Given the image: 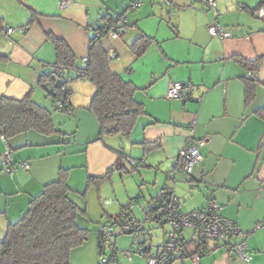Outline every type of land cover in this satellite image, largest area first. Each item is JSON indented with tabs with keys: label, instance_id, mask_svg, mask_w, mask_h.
<instances>
[{
	"label": "crops",
	"instance_id": "crops-1",
	"mask_svg": "<svg viewBox=\"0 0 264 264\" xmlns=\"http://www.w3.org/2000/svg\"><path fill=\"white\" fill-rule=\"evenodd\" d=\"M130 1L72 0L66 8L60 9L58 0H0V98L21 101L31 95L37 105L51 112L58 132L45 136L28 131L5 140L0 130V241L8 225L26 211L30 200L40 195L46 185L55 182L64 170L70 199L97 225L92 243L87 247L89 250L84 251L86 255L79 260L83 262L81 264H96L97 232L103 218L112 215L101 201L110 199L107 189H103L104 183L115 177L123 181L124 174L131 173L125 158L144 160L137 175L143 196L137 200L129 199L125 206L121 204L119 215L115 217L142 219L143 207L166 184L167 171L176 165L180 148L192 136L189 125L194 120L197 125L193 136L206 144L201 149V161L192 174H176V183L172 187L181 211L202 210L208 198L213 196L221 207V214L235 222L245 235L238 241L245 244L247 234L264 219V119L257 114L264 108V17L257 16L258 11H264V0H216L217 14L208 11L203 0H173L174 7L186 8L181 12H190L188 16L194 17L193 33L191 31L189 35L199 46L193 53L195 61L214 64L216 74L203 75L200 81H194L188 78V72L174 78L177 70L169 68L161 76L164 78L163 92L150 89L153 82L146 90L150 99L139 100L146 114L137 120L127 143L120 137L98 140V121L89 109L95 87L87 79L70 82V112L62 111L69 118L66 121L60 117L52 96L53 88L49 82L42 83L44 78L48 79L51 67L57 64L55 45L49 36L66 43L79 70L85 67L84 62L88 59L90 40L94 35L92 28L112 14L126 17V33L118 39H102L104 50L115 55L111 70L125 78L127 70L142 58L132 53L130 45L142 35L148 36L140 21L142 14L129 17L126 11L129 6L126 5ZM211 21L227 29L231 37L212 38L207 30ZM7 27L15 32L3 35ZM187 58L193 61L190 56ZM260 58L261 66L254 72L248 71L237 60L253 62ZM77 70L71 71V78L78 75ZM243 78L251 79L256 89L249 104L245 101ZM129 81L139 89L143 88L133 78ZM172 81L188 82L191 98L185 102L168 100L166 95ZM7 150L11 151L17 167L12 174L6 172L2 161V154ZM25 161L30 166L28 171L20 166ZM103 177L109 179L103 183L89 182L90 178ZM145 184L156 188L149 197L142 192ZM136 201L138 203L132 205ZM113 203L111 200L110 205ZM147 231L151 249L146 255L136 252L140 239L131 234H120L115 239L116 256L120 245L124 250L128 249L130 244L124 239L130 238L135 241L132 246H137L129 250L131 260L125 258L132 264H147V256L158 252L168 228L147 225ZM202 249L204 255L199 262L184 257L173 264H246L229 247L218 246L215 242L207 243ZM197 250L195 244L187 246L189 255Z\"/></svg>",
	"mask_w": 264,
	"mask_h": 264
},
{
	"label": "trees",
	"instance_id": "trees-1",
	"mask_svg": "<svg viewBox=\"0 0 264 264\" xmlns=\"http://www.w3.org/2000/svg\"><path fill=\"white\" fill-rule=\"evenodd\" d=\"M102 23L105 29L115 25L111 16L104 17ZM49 37L55 45V65L66 67L69 71L64 84H70L74 79H87L95 87L89 109L98 121V140L105 137L130 138L137 120L146 114L145 108L135 99L139 90L135 84L111 70V60L103 48L102 38L91 37L88 63L83 69L77 70V60L66 43ZM153 42L152 38L142 35L130 45V50L137 58H141ZM237 60L251 72L258 71L262 62L261 58L253 62ZM76 70L78 75L71 78V71ZM131 72V68L127 70V73ZM243 80L245 101L249 104L256 89L251 79ZM46 82L54 90L52 96L55 102L60 89L57 86L58 79L49 75L48 79L42 80L43 84ZM70 95L71 92L64 110L67 113ZM257 114L264 119V108L258 110ZM0 130L5 140L28 131H37L45 136L58 133L51 112L37 105L31 95L21 101L0 98ZM142 145L149 146L148 143ZM116 152L121 155L120 151ZM108 179L90 178L89 182L103 183ZM69 193L67 172L62 170L55 182L46 185L40 195L30 200L22 216L8 225L0 241V264H72V251L87 241L88 231L77 224L79 214L86 212L70 199Z\"/></svg>",
	"mask_w": 264,
	"mask_h": 264
},
{
	"label": "built area",
	"instance_id": "built-area-1",
	"mask_svg": "<svg viewBox=\"0 0 264 264\" xmlns=\"http://www.w3.org/2000/svg\"><path fill=\"white\" fill-rule=\"evenodd\" d=\"M72 0H58L60 9L66 8ZM208 11L215 14L218 12V4L216 0H203ZM166 6H173V0H165ZM143 4L142 0H135L129 5V10L134 11ZM258 17H264V11L257 12ZM114 26L105 29L103 23L96 24L92 30L94 36L111 39H118L126 33L127 20L124 16L117 14L111 15ZM208 33L212 38L228 39L231 33L219 25L216 21H211L208 25ZM21 31V30H20ZM15 32V29L7 27L3 35L9 36ZM110 60L115 58L113 53H109ZM88 59L85 60V66ZM68 69L60 65H53L48 75L58 79L57 86L60 88L58 97L55 99V105L61 111L66 110V101L71 92L70 84H64L68 75ZM192 90L185 83H171L167 91L168 100H179L182 102L191 98ZM69 111V110H68ZM70 112V111H69ZM197 121L190 123V131L192 136L180 148L177 155V163L171 167L166 174V184L158 189L153 200L143 207L142 219H136L131 216L115 218L111 221L102 223L99 226L98 248L102 262L100 264H118L116 261L115 239L120 234H131L140 239L141 242L137 246L136 252L140 255H146L150 251L149 235L147 225H153L157 228H168L166 238L158 252L154 255H148L147 264H173L177 260L189 257L193 262L197 263L204 255L202 249L209 242H215L218 246L229 247L231 252L242 259L246 264H250L251 256L248 247L243 242L245 235L240 231L235 222L225 218L221 214V207L213 196L207 200V205L202 210H196L189 213H183L180 209V201L175 194L173 184L176 183V174L181 172L191 175L194 167L201 161V149L205 146L204 140H196L193 136L196 129ZM4 169L7 173L12 174L16 171V165L12 160L11 151L7 150L2 154ZM128 166L137 168L144 165V160H135L125 158ZM20 166L28 171L30 166L27 161L22 162ZM138 202L132 203V205ZM189 232V235L186 233ZM195 244L198 250L193 255L187 253V246ZM106 253H112L107 259ZM125 257L131 260V251L124 253Z\"/></svg>",
	"mask_w": 264,
	"mask_h": 264
},
{
	"label": "rangeland",
	"instance_id": "rangeland-1",
	"mask_svg": "<svg viewBox=\"0 0 264 264\" xmlns=\"http://www.w3.org/2000/svg\"><path fill=\"white\" fill-rule=\"evenodd\" d=\"M133 1L135 0H131L126 6L128 7ZM142 1L143 4L139 7V9L135 10L136 12H132L126 7V11L129 13L130 18L134 15L142 14L143 17L140 19V21L143 23V30L146 32V34H148V36H150V38H153L154 40L141 60L136 62V64L132 67V72H126L125 74L126 80L133 78L139 87H143L142 89H139L135 85L139 89L135 96L137 101L147 100V98L150 99L148 94H146V90L148 88L147 86L153 82H155V84L150 87V89L154 88L155 92H163L162 86L164 78L161 76L165 75L169 68L177 70L175 72L174 78L188 72V78L191 77L194 81H200L203 75L207 76L213 75L214 73L216 74V68L214 64L209 65L206 64V62H201L203 60L195 61L197 59L193 56V53L195 51L197 52V48L199 46L198 43L193 40L192 36L189 35L191 31L193 33V27L191 28V25H193L194 17L190 15L188 16L190 12H181L185 11L186 8L179 9L174 7V4L172 8H169L166 6L165 0ZM120 3L122 4L123 2L121 1ZM136 32H138V30ZM189 56L193 59V61L187 58ZM172 82L174 83L176 81ZM184 83L189 85L188 82ZM150 89L148 91H150ZM59 111L60 112L58 113L60 117L66 119L67 121V118L69 117L63 114L61 110ZM114 139L116 140V138ZM122 139L124 140V143L129 141V138ZM136 159L141 160V158ZM139 168L140 167L129 169L131 173L124 174L125 176L123 181L122 179L115 177L112 181H108L106 184L104 183L103 189H107V195L110 196V199L105 201L104 199H101V201L108 213L112 215L111 218L104 217L101 221L102 223L115 219V217L119 215L117 212L121 204L125 206L130 202L129 199L137 200L143 196L140 193V187H138V170H142ZM155 189L156 188L152 185L146 186L145 184V186H142V192H144L145 197H149L148 194H152ZM80 197L83 198L81 195ZM111 200L114 201L113 205H110ZM84 202V205L86 206V201ZM95 223L96 222L92 221L88 215L79 214L77 218V224L80 228L86 229L88 231V239L83 245L75 248L72 251V264L83 263L79 259L86 255L84 251L89 250H87V247H89L90 243H92L93 234L95 233L94 227L97 226ZM253 230L247 234L246 239V244L250 249L249 253L252 256L251 264H264V219ZM186 235H189V232H187ZM124 240H126L130 245L126 250H124L123 246L120 245V252L116 256V261H118L119 264H132V262L129 263L127 261L124 253L128 250H131V248L136 249L137 245L133 247L132 244L135 241L133 242V240H130V238H126ZM98 251L99 249H97V252ZM99 253L100 251L97 255L96 264L102 262V258L99 257ZM106 255L107 259H109L112 253H106Z\"/></svg>",
	"mask_w": 264,
	"mask_h": 264
}]
</instances>
